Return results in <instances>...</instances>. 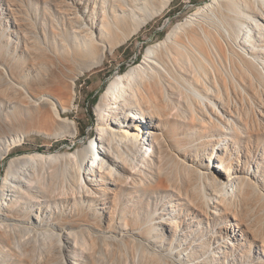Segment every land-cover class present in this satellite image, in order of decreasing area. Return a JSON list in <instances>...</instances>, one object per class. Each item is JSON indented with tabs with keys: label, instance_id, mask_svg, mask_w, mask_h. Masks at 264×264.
I'll return each instance as SVG.
<instances>
[{
	"label": "bare ground",
	"instance_id": "6f19581e",
	"mask_svg": "<svg viewBox=\"0 0 264 264\" xmlns=\"http://www.w3.org/2000/svg\"><path fill=\"white\" fill-rule=\"evenodd\" d=\"M171 2L50 0L41 25L23 8H11L7 28L13 34L6 29L0 36V112L5 116L0 128L30 125L55 138L75 135L76 122L63 113L75 103L77 79ZM253 2L207 0L151 45L141 63L114 76L96 107L98 135L83 148L71 153L32 151L10 159L0 182V264H35L37 248L50 264H81L72 259L74 247L88 251L89 263L84 264H104L97 256L98 238L118 246L140 243L136 234L141 231L132 230L116 213L120 191L132 176L128 167L135 168L133 173L143 171L147 158H153L157 148L152 140L162 134L163 116L173 114L175 93L184 90L190 98L213 104L219 50L225 57L231 52L246 55L264 40V0L259 6ZM240 29L238 43L244 51L230 48L233 33ZM188 74L192 82H187ZM55 125L64 128L48 133ZM10 133L14 135L0 136V159L25 137L22 131ZM195 174L211 183L206 193L215 201L209 204L229 199L231 186L240 187L231 168L213 173L198 169ZM95 200L103 215L109 208V217L93 207ZM68 202V212L60 211L58 204ZM171 211L176 212L165 231L174 232L172 241L155 251L171 264H183V257L174 253L185 252L178 239L189 234L181 229L177 208ZM160 222L166 221L162 217ZM151 225L141 233L148 235ZM225 227L237 230L233 223Z\"/></svg>",
	"mask_w": 264,
	"mask_h": 264
},
{
	"label": "rangeland",
	"instance_id": "374dc122",
	"mask_svg": "<svg viewBox=\"0 0 264 264\" xmlns=\"http://www.w3.org/2000/svg\"><path fill=\"white\" fill-rule=\"evenodd\" d=\"M206 1L172 0L114 52L108 53L101 64L77 79L75 103L63 113L66 119L76 122L75 135L55 138L30 125L10 131L0 128L2 138L14 135L10 133L12 131L25 133L22 142L13 145L0 159V182L10 159L15 156L32 151L71 153L96 137V107L111 79L141 63L151 45L165 39L176 25L183 24ZM49 2L0 0V36L1 31L7 32V22L13 19L11 8L16 5L19 6L17 9L23 8L32 21L41 25ZM259 3L262 4V0H254L253 5L259 6ZM248 20L253 22V19ZM12 30H8L10 34H13ZM241 34L242 29L233 33L230 48L244 51L238 43ZM13 47L12 42L11 49ZM245 53L231 52L225 57L221 50L218 51L213 104L190 98L184 90L174 94L173 114L163 116L162 134L159 139L152 140V147L157 148L156 152H151L153 158H147L143 171L133 173L135 168L129 165L132 176L122 187L117 205L118 219L123 222L127 219L132 230L142 232L146 224H152L151 231L148 235L136 234L140 241L138 245L129 242L118 246L98 238L97 256L104 264H171L155 250L161 248V243L169 245L172 241L174 232L165 231V228L172 222L176 212L171 211L173 208H177L184 234H189L187 239H178L185 252L174 253L176 258L183 257V264H264V40ZM187 82H192L189 74ZM4 120L5 116L0 112V123ZM62 128L52 126L48 133ZM222 168H231L238 173L240 187L233 190L234 186H231L229 199L209 204L211 200L215 201L206 193L211 183L205 178H196L195 171L213 173ZM95 201L93 207L100 211ZM70 203H59V210L68 212ZM107 210L104 215L100 211L103 218L109 217V208ZM162 217L167 223L160 222ZM228 223H233L237 230L225 227ZM154 239L158 241L153 242ZM37 249L34 263L50 264L43 250ZM73 250L76 257L72 259L77 263L89 261L88 251L75 247Z\"/></svg>",
	"mask_w": 264,
	"mask_h": 264
}]
</instances>
